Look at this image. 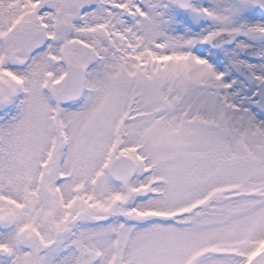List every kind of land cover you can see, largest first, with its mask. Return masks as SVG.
I'll list each match as a JSON object with an SVG mask.
<instances>
[{"label":"snow or ice","instance_id":"6c2138e0","mask_svg":"<svg viewBox=\"0 0 264 264\" xmlns=\"http://www.w3.org/2000/svg\"><path fill=\"white\" fill-rule=\"evenodd\" d=\"M0 264H264V0H0Z\"/></svg>","mask_w":264,"mask_h":264}]
</instances>
